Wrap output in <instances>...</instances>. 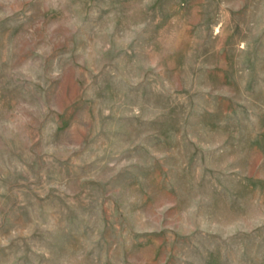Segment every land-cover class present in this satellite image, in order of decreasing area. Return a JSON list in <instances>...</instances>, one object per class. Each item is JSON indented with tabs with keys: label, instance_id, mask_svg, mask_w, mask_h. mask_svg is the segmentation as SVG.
Wrapping results in <instances>:
<instances>
[{
	"label": "rangeland",
	"instance_id": "1",
	"mask_svg": "<svg viewBox=\"0 0 264 264\" xmlns=\"http://www.w3.org/2000/svg\"><path fill=\"white\" fill-rule=\"evenodd\" d=\"M0 264H264V0H0Z\"/></svg>",
	"mask_w": 264,
	"mask_h": 264
}]
</instances>
